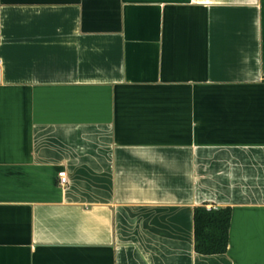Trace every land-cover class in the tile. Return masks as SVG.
Segmentation results:
<instances>
[{
	"label": "crops",
	"instance_id": "obj_1",
	"mask_svg": "<svg viewBox=\"0 0 264 264\" xmlns=\"http://www.w3.org/2000/svg\"><path fill=\"white\" fill-rule=\"evenodd\" d=\"M0 69V264H264V0H0Z\"/></svg>",
	"mask_w": 264,
	"mask_h": 264
},
{
	"label": "trees",
	"instance_id": "obj_2",
	"mask_svg": "<svg viewBox=\"0 0 264 264\" xmlns=\"http://www.w3.org/2000/svg\"><path fill=\"white\" fill-rule=\"evenodd\" d=\"M231 209L198 207L194 213L195 251L201 255L224 254L229 246Z\"/></svg>",
	"mask_w": 264,
	"mask_h": 264
},
{
	"label": "built area",
	"instance_id": "obj_3",
	"mask_svg": "<svg viewBox=\"0 0 264 264\" xmlns=\"http://www.w3.org/2000/svg\"><path fill=\"white\" fill-rule=\"evenodd\" d=\"M60 183L61 185L65 186L67 184V174L66 172L59 173Z\"/></svg>",
	"mask_w": 264,
	"mask_h": 264
},
{
	"label": "water",
	"instance_id": "obj_4",
	"mask_svg": "<svg viewBox=\"0 0 264 264\" xmlns=\"http://www.w3.org/2000/svg\"><path fill=\"white\" fill-rule=\"evenodd\" d=\"M0 81H1V69H0Z\"/></svg>",
	"mask_w": 264,
	"mask_h": 264
}]
</instances>
